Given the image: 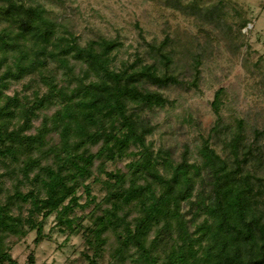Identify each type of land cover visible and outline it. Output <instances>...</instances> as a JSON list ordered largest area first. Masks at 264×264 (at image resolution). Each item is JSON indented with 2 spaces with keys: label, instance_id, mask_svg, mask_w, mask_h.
<instances>
[{
  "label": "trees",
  "instance_id": "trees-1",
  "mask_svg": "<svg viewBox=\"0 0 264 264\" xmlns=\"http://www.w3.org/2000/svg\"><path fill=\"white\" fill-rule=\"evenodd\" d=\"M220 2L166 6L211 23ZM169 40L148 43L147 60L117 37L81 43L38 0H0V264H16L9 249L30 231L40 242L52 214L60 230L82 234L87 264L103 254L107 264H264V127L249 138L242 117L223 125L230 90L211 100L226 156L209 137L194 161L187 147L176 159L147 139L148 112L173 108L170 93L197 86L205 60L208 45L197 42L180 66ZM26 79L31 95L7 93ZM90 182L105 189L96 202Z\"/></svg>",
  "mask_w": 264,
  "mask_h": 264
},
{
  "label": "rangeland",
  "instance_id": "rangeland-1",
  "mask_svg": "<svg viewBox=\"0 0 264 264\" xmlns=\"http://www.w3.org/2000/svg\"><path fill=\"white\" fill-rule=\"evenodd\" d=\"M38 1L47 7L51 17L68 24L79 35L81 43L98 34L117 37L127 46L129 54L138 53L149 60L147 44L153 39L160 42L167 35L170 46L177 52L175 61L185 58L180 62L182 67L192 63L190 53L196 51L197 42L199 46L208 45L204 51L205 60L198 66L197 86L172 91L169 96L177 101L173 108L166 106L148 112L155 128L147 139L152 140L154 146L170 149L174 158H179L187 147L188 159L194 161L195 145L208 137L217 153L226 156L222 141L212 136L211 131L216 119L211 100L218 87L230 90L228 101L220 108L223 125L232 123L235 116L242 117L249 138H252L253 128L264 127V0H221V19L211 23L189 9L183 13L166 6L168 0ZM219 1L179 0L182 5L192 3L202 11ZM242 16L248 19L244 26L241 25ZM185 52L189 54L184 55ZM185 75L184 80H191L189 73ZM27 81L22 80L7 93H17L19 97L31 95L30 89L23 86ZM221 132H217L219 138ZM261 140L264 143V137ZM90 191L95 196L94 202L105 193V189L95 182H90ZM76 194L80 195L79 203H84L86 194L81 190ZM93 203L83 211L76 207L78 217H82V212L88 211ZM83 224L89 225V220L84 219ZM60 228L52 214L44 220L40 242L34 241L35 230L15 241L9 253L16 264H87L86 254L91 256L92 251L82 234H69L66 228ZM107 261L108 256L103 254L97 264H107Z\"/></svg>",
  "mask_w": 264,
  "mask_h": 264
}]
</instances>
